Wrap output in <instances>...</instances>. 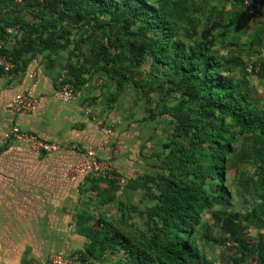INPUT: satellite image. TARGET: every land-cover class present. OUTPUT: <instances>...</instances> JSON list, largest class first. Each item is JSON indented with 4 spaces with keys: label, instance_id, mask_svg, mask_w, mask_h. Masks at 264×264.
I'll use <instances>...</instances> for the list:
<instances>
[{
    "label": "trees",
    "instance_id": "obj_1",
    "mask_svg": "<svg viewBox=\"0 0 264 264\" xmlns=\"http://www.w3.org/2000/svg\"><path fill=\"white\" fill-rule=\"evenodd\" d=\"M206 1L0 0V56L15 72L37 55L49 66L65 54L59 88L75 94L101 76L115 87L110 109L127 85L147 104L156 92L172 102L148 109L150 119L166 115L172 124L152 157L158 165L126 183L143 191L148 206L118 202V217L97 213L115 200L120 175L109 169L84 180L81 194L94 200L87 197L72 220L73 232L87 241L74 252L76 264L106 257L108 264H215L200 246L220 243L210 224L237 243L227 264L264 259L261 243L243 238L247 228L264 227V109L252 101L246 82L251 74L264 77V63L241 57L262 55L264 42L255 36L242 42L235 30L246 15L239 9L242 0H233L230 11L213 6L203 25ZM255 13L262 14L261 8ZM215 45L234 54L221 55ZM230 171L235 190L227 182ZM90 202L98 204L95 210ZM131 214L143 220V228L129 222Z\"/></svg>",
    "mask_w": 264,
    "mask_h": 264
},
{
    "label": "crops",
    "instance_id": "obj_2",
    "mask_svg": "<svg viewBox=\"0 0 264 264\" xmlns=\"http://www.w3.org/2000/svg\"><path fill=\"white\" fill-rule=\"evenodd\" d=\"M206 2L203 25L213 6L232 10L233 0ZM260 2L262 14L253 16L249 24L253 28L250 38L264 41V0ZM239 9L244 14V9ZM245 18L246 15L234 27L241 38ZM66 60V55L60 54L48 66L47 60L37 55L29 58L20 71L15 72L12 67L0 76V264H49L60 250H82L87 242L71 227L87 199L85 193L81 194L87 175L71 178L67 173L85 148L101 142L103 134L82 124L80 116L83 118L86 108H80V103L67 104L54 95L59 90V76ZM20 93L36 99V103L27 113L14 114L6 106ZM90 98L86 94L82 101L93 104L95 99ZM12 126L43 140L64 143L66 151L38 155L24 141L13 139L5 146L2 137ZM248 231V239L243 238L254 245L260 243L256 229L247 228L244 234ZM226 240L232 241L228 235Z\"/></svg>",
    "mask_w": 264,
    "mask_h": 264
},
{
    "label": "rangeland",
    "instance_id": "obj_3",
    "mask_svg": "<svg viewBox=\"0 0 264 264\" xmlns=\"http://www.w3.org/2000/svg\"><path fill=\"white\" fill-rule=\"evenodd\" d=\"M255 15L257 14L255 13L254 15H247L244 19L246 28L243 30L245 32H243L244 35L241 38L242 42L249 41L250 37L252 36L253 28L249 26V24L252 23L253 16ZM203 16L204 14H202V17ZM85 45L83 46L82 50L87 52ZM214 48L215 50L219 51L221 55L234 54L233 50L223 49L220 45H215ZM251 54L245 55L244 53L241 57L242 59L249 62L258 58L264 63V52L262 55L257 54L256 56L253 52ZM63 73L64 71L60 74L59 80ZM239 76L242 77V72L240 71L237 73V77ZM95 77L91 79L86 87H82L80 89L79 94L75 95L73 93L71 95L70 93L69 99L66 101L59 98V101L64 103L70 104L72 102H77L80 103V108L85 107L86 110L84 111L85 108L83 109L84 119L82 118V115L80 116L82 124L84 125L85 123V125H89L90 128H93L94 131L97 130L103 134L101 142L93 145V147L85 148V152L80 154V158L69 169L67 176L72 178L77 177L80 174H86L87 176L89 174L99 175L101 173L107 172L109 169H115V171L120 174V189L116 193V198L112 204L96 209L98 204L96 202L91 203L94 195L86 193V197H89L88 199L91 198V202L89 203L90 208L92 207L94 210L96 209L95 211L97 213L102 211L107 215L118 217V202L134 205L140 210H143L151 203L148 199L144 198L143 191H132L126 188V183L129 178H135L144 173L154 172L155 167L158 165V162H156L152 157L161 150L162 143L165 142L172 131V124L170 118L166 115H153L152 119H150L148 109L157 108L159 110L165 101L168 102L169 105L172 102L169 98H166L163 101V95L159 92H156L151 94V103L147 104L145 102V98L137 89L127 85L124 92L119 95L116 103L110 109L108 108L106 100L110 93L115 92V87L104 77ZM246 77V82L248 84L247 89L251 93L252 101H254L255 104L260 108L264 109V77H260L255 74H251ZM64 91L69 92V88L62 87L56 92L60 94ZM86 94H88L89 97L91 96L90 99H95L93 104H90V100L82 101L83 96ZM22 95L28 97L26 94ZM8 110L14 114L28 112L22 110L20 111L14 108ZM13 128H15V126L9 128L2 137L3 142L4 140L6 141L10 135H12L11 131ZM16 128L18 129L19 134L22 136L13 135V141H24L27 144L28 149L33 153L41 155L43 154L42 151H44L46 154L66 151V146L64 143L53 140H43L35 135L22 132L18 127ZM29 138L32 139L33 142H30ZM40 144H47L50 146V150H42L43 148H40ZM249 171L252 172L251 169H249ZM227 176L228 185L234 186L235 190L237 187V180H235L234 172L230 171ZM204 218L209 222V224L212 223V220L209 219V215H205ZM129 222L135 223L140 228L144 227L143 220H141L136 214H131V219ZM210 225L212 236L218 239L220 243L208 245L206 243L200 242L201 249L210 259L215 262V264H227L231 252H235L233 249L234 247L231 248L226 245L228 242V240H226V235L224 236L221 234L218 226L212 224ZM58 254L69 255L66 264H68L69 261H75L76 259L74 257V251L69 252L65 249H62L55 255ZM108 259L111 258L106 257L101 261V263L108 264L106 262ZM250 261L253 263L254 258L251 257Z\"/></svg>",
    "mask_w": 264,
    "mask_h": 264
},
{
    "label": "built area",
    "instance_id": "obj_4",
    "mask_svg": "<svg viewBox=\"0 0 264 264\" xmlns=\"http://www.w3.org/2000/svg\"><path fill=\"white\" fill-rule=\"evenodd\" d=\"M242 5L244 7V10H245V13L248 14V15H254L255 13V10L260 8L261 7V4L256 1V2H251L250 0H242ZM11 32V31H10ZM2 42L0 41V48L2 47ZM0 67L5 71V72H8L9 70L12 69V65L10 63V61L6 60L4 56H0ZM248 72L251 71V67L248 68L247 70ZM71 93V95L73 94L72 90L69 89V92L67 91H64V92H61L60 94L57 93L56 94V97L59 99L61 98L62 100L66 101L69 99V94ZM36 103V99H33L31 97H25L23 96L22 94H18L14 101L10 104H8L6 107L8 109H18V110H22V111H29L32 109V107L35 105ZM11 134L10 136L13 137L14 136H22L19 134V131L18 129L15 127L12 129L11 131ZM33 138V137H32ZM34 139V138H33ZM29 141L30 142H33L32 139L29 138ZM40 148H43L42 150H45V151H49L50 149V146H48L47 144H40ZM41 150V151H42ZM44 152V151H42ZM249 233L250 231L246 232L244 234V238L248 239V236H249ZM257 234L258 236L260 237V243L261 245L263 246L264 248V227L262 229H259L257 230ZM258 241H256L257 243ZM226 245L228 247H237V243H233L232 241L228 240V242L226 243ZM68 254L64 255V254H58V255H55L52 260H51V263L50 264H66L67 263V258H68ZM68 264H76L75 261H69ZM261 264H264V259L262 261Z\"/></svg>",
    "mask_w": 264,
    "mask_h": 264
}]
</instances>
